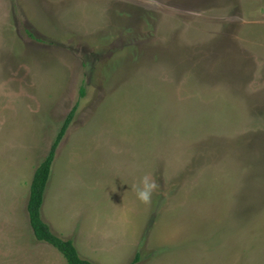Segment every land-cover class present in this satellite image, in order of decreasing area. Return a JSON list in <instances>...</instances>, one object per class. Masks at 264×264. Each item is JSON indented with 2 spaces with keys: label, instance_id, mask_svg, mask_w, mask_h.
I'll return each mask as SVG.
<instances>
[{
  "label": "rangeland",
  "instance_id": "1",
  "mask_svg": "<svg viewBox=\"0 0 264 264\" xmlns=\"http://www.w3.org/2000/svg\"><path fill=\"white\" fill-rule=\"evenodd\" d=\"M73 107L40 216L82 258L264 264V0H0V264H66L26 204Z\"/></svg>",
  "mask_w": 264,
  "mask_h": 264
},
{
  "label": "trees",
  "instance_id": "2",
  "mask_svg": "<svg viewBox=\"0 0 264 264\" xmlns=\"http://www.w3.org/2000/svg\"><path fill=\"white\" fill-rule=\"evenodd\" d=\"M76 108L73 107L64 119L54 141L51 144L47 155L35 168L29 186V195L27 201V214L29 226L32 234L37 241L49 244L55 248L64 258L66 264H94L93 262L82 258L72 240L62 239L51 232L47 223L40 216V208L43 201L44 191L48 182L51 166L57 145L62 139L67 127L69 126ZM136 254L133 261L128 264H134L138 261Z\"/></svg>",
  "mask_w": 264,
  "mask_h": 264
},
{
  "label": "clouds",
  "instance_id": "3",
  "mask_svg": "<svg viewBox=\"0 0 264 264\" xmlns=\"http://www.w3.org/2000/svg\"><path fill=\"white\" fill-rule=\"evenodd\" d=\"M156 187L157 184L151 174L145 173L140 177L139 182L134 185L136 198L142 203H149Z\"/></svg>",
  "mask_w": 264,
  "mask_h": 264
},
{
  "label": "crops",
  "instance_id": "4",
  "mask_svg": "<svg viewBox=\"0 0 264 264\" xmlns=\"http://www.w3.org/2000/svg\"><path fill=\"white\" fill-rule=\"evenodd\" d=\"M33 175V174H32ZM32 179V178H31ZM31 182V181H30ZM27 201H28V199H27ZM43 202V201H42ZM26 207H27V204H26ZM41 209V208H40ZM26 211H27V209H26ZM28 215V214H27ZM47 223V222H46ZM28 224H29V220H28ZM47 225H50V224H48L47 223ZM51 227V228H50ZM19 228H21V227H19ZM29 228H30V226H29ZM49 228H50V230L52 229V226L50 225L49 226ZM17 230V229H16ZM16 230H15V232L13 233V236H15V234H16ZM30 230H31V228H30ZM32 232V231H31ZM51 232H52V230H51ZM52 233H54V232H52ZM55 234V233H54ZM56 235V234H55ZM57 236V235H56ZM49 245V244H48ZM75 248H76V246H75ZM76 250H77V252L79 253V255H80V252H79V250L76 248ZM84 259H87V260H89V261H91V262H93L94 264H98L94 259H92V258H84Z\"/></svg>",
  "mask_w": 264,
  "mask_h": 264
}]
</instances>
